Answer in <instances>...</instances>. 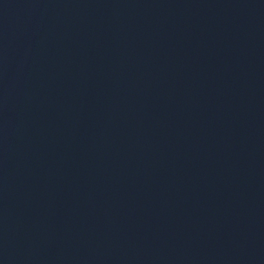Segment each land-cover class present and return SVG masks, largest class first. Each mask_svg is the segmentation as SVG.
<instances>
[{"label":"water","instance_id":"obj_1","mask_svg":"<svg viewBox=\"0 0 264 264\" xmlns=\"http://www.w3.org/2000/svg\"><path fill=\"white\" fill-rule=\"evenodd\" d=\"M30 0H0V80Z\"/></svg>","mask_w":264,"mask_h":264}]
</instances>
